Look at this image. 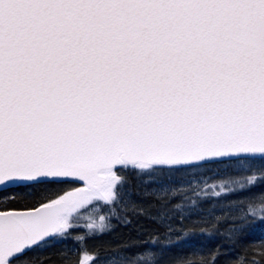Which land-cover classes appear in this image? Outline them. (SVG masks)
<instances>
[{
  "label": "snow or ice",
  "instance_id": "obj_1",
  "mask_svg": "<svg viewBox=\"0 0 264 264\" xmlns=\"http://www.w3.org/2000/svg\"><path fill=\"white\" fill-rule=\"evenodd\" d=\"M0 264H264V0H0Z\"/></svg>",
  "mask_w": 264,
  "mask_h": 264
},
{
  "label": "trees",
  "instance_id": "obj_2",
  "mask_svg": "<svg viewBox=\"0 0 264 264\" xmlns=\"http://www.w3.org/2000/svg\"><path fill=\"white\" fill-rule=\"evenodd\" d=\"M87 222V214H85V219L80 222V226H83Z\"/></svg>",
  "mask_w": 264,
  "mask_h": 264
},
{
  "label": "rangeland",
  "instance_id": "obj_3",
  "mask_svg": "<svg viewBox=\"0 0 264 264\" xmlns=\"http://www.w3.org/2000/svg\"><path fill=\"white\" fill-rule=\"evenodd\" d=\"M87 214V213H86Z\"/></svg>",
  "mask_w": 264,
  "mask_h": 264
}]
</instances>
